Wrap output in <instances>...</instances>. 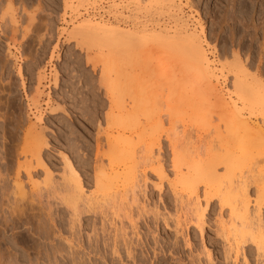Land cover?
Wrapping results in <instances>:
<instances>
[{"label": "bare ground", "instance_id": "obj_1", "mask_svg": "<svg viewBox=\"0 0 264 264\" xmlns=\"http://www.w3.org/2000/svg\"><path fill=\"white\" fill-rule=\"evenodd\" d=\"M144 1L148 3L144 5H150L159 11L165 10L167 14L173 11L171 0ZM64 9L71 12L72 6L68 5ZM247 25H243L245 29L249 28ZM257 30L261 32L262 38V43L257 46L258 48L261 46L260 52L264 53V19ZM171 31L157 33L145 31L144 28L126 30L87 19L71 27L67 33V44H76L83 52L96 53V56L87 61L91 63L92 71L98 66L101 67L105 80L110 79V76L116 77L115 74L123 73L122 77L124 76L125 80L130 76L132 80L128 81V77L126 81L130 82V85L127 84L128 87L134 85L131 91L135 89L134 91H143L144 94L146 91L161 94L166 91L170 95L175 92L174 96H176L179 92L174 90L175 85L173 90L170 87L183 76L184 72L181 74L177 70L178 66L182 65L186 69L185 74L195 80L194 87L199 85L198 89L202 87L208 92L204 99L194 93L195 97H198L197 101L192 98L193 102H198H194L195 104L189 103L190 97L188 99L180 97L186 91L180 93L179 98L176 96L178 99L176 101L180 102L177 103L178 105H183L186 101L191 104L190 107L187 104V110L184 109L182 113L180 112L184 105L182 109H178L179 106L175 103L170 104L178 106L172 108L171 113H159L158 110L155 113L153 107L148 105L150 104L148 99L144 96L143 99L140 98L141 96L139 97L135 92L131 98L129 97L131 104L115 103L114 99V103L110 102L106 113H90L88 118L83 119V125L96 131L92 155L93 191L89 193L84 191L80 175L67 155H62L63 172L60 183L52 182V173L43 158L44 149L47 147L43 130L29 125L22 136V144L16 151V158H21L27 166L23 174L30 191L26 192L20 172L16 170L12 179V204L6 202L13 205L11 215H17L16 219L22 220L29 212V208L41 204L44 194L47 198L57 199L67 208L73 222L80 224L82 216L87 218L90 215L102 220L100 228L102 240L94 233L93 247L90 241L87 248L79 243L80 246H77L79 252L75 253L79 258L74 264H99L101 261L105 264L108 259L110 264H114L115 260L118 264H146V262L170 264L164 257L166 251L171 256L175 255V258L172 257L170 260L176 264H199L192 255L185 260L174 248L175 244L169 243L167 238L157 239L158 222L161 221L165 229L169 226L170 214L167 211L171 200L175 213L172 226L176 234L181 231L187 233L189 228H194L200 236L203 235L206 227L205 216L212 211V214H218L215 234L223 242L224 264H238L240 256L241 264H250L248 258L253 253L257 264L259 260L260 264H264V224L261 220L264 214V92L260 91L262 89L259 78L262 74L259 72L261 58H258L260 64L258 63L256 67L254 77L260 89H250L247 93L246 90L242 91L239 77L241 74L242 77L247 76L248 72L242 69V64V67L239 66V61L235 63L238 64L237 68L233 65V70L231 69L236 77L232 87L236 90L240 88V91H236L238 92L236 99L253 104L262 111L259 113L260 125H253L250 118L237 113L236 102L231 97L224 98L220 90L217 91L216 85H212L213 81L217 82L218 79L203 48V43L207 40L201 41V37L193 32L189 33V30L180 24ZM255 34V36L259 35ZM128 71L134 75H125ZM106 88V94L111 95L113 92L110 90L111 87ZM110 95L108 97L112 99ZM37 97H33L34 100L31 101L34 108L36 104L38 105ZM168 97L171 102L175 101L172 96L173 100ZM210 99H213L214 103L207 107L205 103ZM209 108L217 109L221 113H207ZM58 114L69 116L63 104L50 109V116ZM87 115L85 113L83 117ZM77 118L78 116L75 115L74 120ZM163 141L170 154L169 165L167 164L169 167L166 165L168 169L165 166L167 157L163 152ZM88 150L90 154L91 147ZM86 158L76 165L79 168L83 167L87 162ZM38 171L43 174V182L51 184L43 193L40 190V192L36 191L39 185ZM251 188L255 189L254 197L249 192ZM153 193H158L160 201L163 199L164 214L159 212ZM8 198L5 196V199ZM29 221L23 222L24 225H31ZM106 223H109L113 238L105 228ZM10 224H7V229ZM31 226V231L39 236L40 227L36 229L37 226L35 228ZM143 227L146 228V233L141 236ZM133 238L136 239L135 242ZM100 241L102 243H99ZM99 244H102V247H99ZM170 247L172 251L169 250ZM71 248L69 247V251ZM157 249L162 256H159ZM47 254L45 253L46 256ZM83 256L87 258V262L83 260ZM207 260L206 264H214L209 255Z\"/></svg>", "mask_w": 264, "mask_h": 264}, {"label": "rangeland", "instance_id": "obj_2", "mask_svg": "<svg viewBox=\"0 0 264 264\" xmlns=\"http://www.w3.org/2000/svg\"><path fill=\"white\" fill-rule=\"evenodd\" d=\"M103 1L106 2L108 12L113 16L114 21H101V23L126 30L144 28L145 31L157 33L172 32L171 30H174L180 24L189 30V33L193 32L199 38L201 37V41L206 39L207 41L203 43V48L218 79L217 82L213 81L212 85H216L217 91L220 90L219 92L224 98L231 97L236 102L237 113H242L245 118H250L249 120L253 125H260L259 113H262V111L257 106L248 104L246 101H239L235 97L238 93L236 91H240V88L236 90L235 87H232V82L236 81L232 67L234 65L237 68L238 64L241 67L243 65L242 69L248 72L247 76L243 75L242 77L241 74L239 77L240 80L242 79L241 81L239 80L242 91L246 90L247 93L250 89H260L259 84L254 81V77L259 63L258 58H261V64L259 63V69H261L259 72L262 74L259 78L262 83L260 85L262 89L260 91L264 92V53L260 52L261 46L258 48L259 44L262 43V38L260 37L261 32L257 30L258 25L264 19V0H171L173 2V11L169 12V14L164 12L165 10L159 11L156 8H152L144 0H0V257L4 258L6 256L4 259L0 258V264H74L77 263L79 258L78 254H75L79 252L77 246L82 244L87 248L89 241L91 244L94 242V233L102 240L100 233L102 220L99 217L90 215V217L84 218L82 216L80 224L73 222L67 208L62 206L57 199L53 197L47 198L44 194L41 204L33 205V208L28 209L29 212L32 211V213H26V216L29 217L28 220H25L26 216L19 220L18 218L16 219L17 215H11V207L13 206L10 205L12 204L11 200H13L12 179L16 170L20 172V178L23 181V185L26 186V192L30 191L23 174L27 166L21 158H16V151L21 147L22 136L29 125L37 126V129L43 130L42 132L47 142L43 158L52 173V182L60 183L63 172L62 155H67L72 166L77 169L80 175L84 191L89 193L94 190L92 185V155L94 154L96 131L90 130L83 124L90 113H106L111 104L110 102H113L114 99L115 103L120 102L121 104L129 105L131 104L129 97L131 98L135 92L138 96H141H139L140 98L144 96L148 99L150 103L148 105L153 107L155 113H157V110L159 113H171L172 108L179 106L178 109H182L184 105L185 107L183 106L180 112L182 113L184 109L187 110V104L197 101L198 97L196 98L195 95L201 96L202 99L207 97L208 92L206 89L202 87L198 89L199 85L196 89L194 87L195 80L185 74L186 69L182 65L178 66L177 70L181 74L184 72L183 76L179 77L176 80L177 83L174 82L170 88L173 90V85H175L174 87L176 88L174 90L179 92V94L176 93L177 97L180 96V93L186 91L180 97L182 99L190 97V99L189 103L187 101L186 103L184 102L185 104L181 103L183 105L177 104L179 101H176L175 92L171 95L166 91L162 92L164 94L158 92L161 94L159 95L157 92L146 91L147 94H144L143 91H134L135 89L131 91V87L133 89L134 85L128 87L130 85L128 81L132 80L130 76H128L129 78L127 77L129 80L126 78L128 80L126 81L124 76L122 77L123 73L121 75L115 74L117 78L119 77V80L110 76L111 80L108 79V81L102 75L101 67L98 66L95 71H92V65L87 61L96 56V53L88 52V54L85 51H80L76 44H67V33L71 27L87 19H74L70 22H65V18L78 15L79 10L86 5L93 6L96 2ZM144 3L147 4L144 5ZM68 5L72 6L71 12L64 9ZM91 21L95 22L94 20ZM241 23L243 25L248 24L249 28L245 29ZM62 31L64 32L63 34ZM254 32L259 35L255 36ZM261 54L262 56L259 57ZM236 61L241 63L235 64ZM112 74L114 75V73ZM129 74L133 73L128 71L125 75ZM245 77L247 78L246 80ZM106 87H111L110 90L113 91L111 94L112 99L108 97L110 94H106ZM171 90L169 91L171 92ZM36 93L37 95L40 93L38 97L37 95L35 96ZM194 93L196 94L194 95ZM168 96H170V99L172 96L175 101L171 102ZM33 97L38 98L36 100L38 105L36 104L37 107L35 106V108L31 102L34 100ZM192 98L196 101L193 102ZM172 103L178 106L175 104H173L174 106L170 105ZM213 103L214 100L210 99L205 104L208 107L213 105ZM62 104L70 117H65L62 114L49 115L50 109ZM168 105L172 106L170 107L171 109ZM178 109L176 110L180 111ZM188 111L187 113H190ZM83 113L88 115L83 117ZM207 113L221 112L217 109L209 108ZM75 115L76 117L78 116L77 120H74ZM179 128V131H181V127ZM90 147L92 152L88 154V148ZM166 147L167 145L163 141V152H165L164 154L167 157L165 158V161H167L165 166L169 165L170 158ZM87 156L90 157L87 159ZM83 157L87 159V162L84 163L85 166L83 165V167L79 168L77 166L78 162L84 160L85 158ZM167 166L166 168L168 169L169 166ZM38 175L37 182L39 185L36 191L40 190L43 193V191L47 190V187L49 189L51 184L46 183V185L43 182L42 172L38 171ZM151 179L153 178L151 177ZM249 192L254 197L255 189L251 188ZM4 195L6 198L10 197L5 199ZM153 195L159 212L164 214L163 199L159 200L158 193H153ZM171 203L172 200L167 211L170 214L169 226L165 229L161 221L158 222L157 239L167 238L169 243L175 244L174 248L179 251L185 260L192 255L199 261V264H206L209 255L213 259L214 264H224L223 242L215 234V221L218 220V214H212V211L208 212L205 216L206 227L201 236L194 228H189L187 233L181 231V233L176 234L172 226L175 213L174 205ZM33 215L35 217L37 215V217L34 218ZM32 218L34 219L32 220ZM261 220L264 224V214H262ZM26 221H29L28 223H31L34 228L37 226L36 229L40 227L42 236L39 234V237L34 234L31 231V225H24L23 222L26 223ZM7 224L12 226L10 227L9 225L7 229ZM105 228L113 238L109 223L105 224ZM151 228L154 229L153 226ZM141 232V236H143V233H146V228L143 227ZM13 236L15 237L14 239ZM133 241L135 242L136 239L133 238ZM149 241L151 242V238ZM99 243L102 242L100 241ZM69 247H72L71 252ZM99 247H102V244H99ZM169 250L172 251L171 247ZM158 252L159 250L157 249ZM45 253H48L47 256ZM122 254L121 256L123 257L124 254ZM143 254L145 255V253ZM159 256H162L160 252ZM149 257L151 258V255ZM164 257L170 264H176V262L170 260L172 257L175 258V255L171 256L166 251ZM84 259L85 261L87 260L83 256ZM248 260L250 264H257L254 253ZM100 261L99 259L98 262ZM115 261L114 264L117 263V260ZM108 262H110L109 259L105 264H110ZM102 263L101 261L99 264ZM147 263L149 264V262ZM241 263L242 257L240 256L238 264ZM260 263L261 261L259 260L258 264Z\"/></svg>", "mask_w": 264, "mask_h": 264}, {"label": "built area", "instance_id": "obj_3", "mask_svg": "<svg viewBox=\"0 0 264 264\" xmlns=\"http://www.w3.org/2000/svg\"><path fill=\"white\" fill-rule=\"evenodd\" d=\"M106 2H96L95 5H86L84 8L80 9L78 15H73L71 17L67 16L65 22H70L74 19H90L94 21H109L113 22V16L108 12ZM69 14V12H68Z\"/></svg>", "mask_w": 264, "mask_h": 264}]
</instances>
